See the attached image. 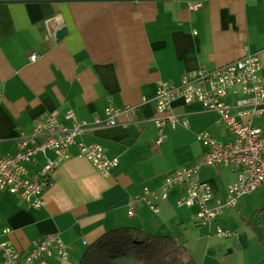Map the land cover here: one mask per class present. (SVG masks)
Wrapping results in <instances>:
<instances>
[{"label": "crops", "instance_id": "0c3cea01", "mask_svg": "<svg viewBox=\"0 0 264 264\" xmlns=\"http://www.w3.org/2000/svg\"><path fill=\"white\" fill-rule=\"evenodd\" d=\"M190 1L0 0V156L14 151L22 136H32L36 122L54 111L74 110L79 121L92 123L105 117L108 106L139 109L133 124L95 126L77 138L119 158L110 176L77 157L74 146V157L54 173L46 207L34 209L0 192V256L8 245L27 253L33 240L55 233L69 258L54 259V264H79L87 248L110 230L136 226L157 234L165 228L167 205L162 217L143 201L134 217L128 207L131 197L147 187L160 189L165 179L147 163L162 147L155 145L158 129L152 121L158 83L178 85L184 74L227 65L248 49L258 53L264 81V0H199L200 10H190ZM59 27L66 28L61 39L56 38ZM32 55L38 59L31 61ZM175 110L188 121L199 112L218 120L198 104H177ZM252 121L264 130V105ZM151 128L156 137L149 153ZM229 172L232 183L236 175ZM229 184L212 188L224 196ZM236 234L226 238L233 240L226 264H234L236 249L247 242L246 234ZM209 254L214 259L218 252ZM262 257L235 264H261Z\"/></svg>", "mask_w": 264, "mask_h": 264}, {"label": "built area", "instance_id": "2783aa9c", "mask_svg": "<svg viewBox=\"0 0 264 264\" xmlns=\"http://www.w3.org/2000/svg\"><path fill=\"white\" fill-rule=\"evenodd\" d=\"M190 10H200L202 1L189 2ZM36 61L38 55H32ZM262 62L258 53L246 50L242 58L227 65L209 69L201 67L186 73L178 85L160 81L157 88L156 115L152 121L158 129L157 147L168 142L169 130L180 125L186 129L190 123L184 114L175 110L177 104H198L204 111L218 115L217 123L224 125L231 137L221 141L206 131H200L197 139L203 144L200 162L169 173L160 190L145 188L142 195L128 200L129 215L134 217L136 204L143 201L154 213H159V203L168 193L179 188L184 196L180 206L198 207L193 220L198 226L215 225L225 211L238 206L242 197L264 186V130L253 123L263 114L264 81ZM138 107L108 106L105 117H96L92 123L79 121L74 110L63 114L54 111L36 122L32 136H22L15 150L0 156V192L26 202L31 208L47 206L53 185L54 173L63 162L72 159V148L77 146V157L90 162L103 176L108 177L119 166V158L109 156L100 144L77 143L78 136L95 126L133 124ZM125 117L120 122L119 117ZM40 158L43 159L40 167ZM225 169L236 175L224 196H217L212 186L201 180L205 169ZM215 233L225 238L237 234L231 229L217 227ZM69 258L68 247L58 234L43 235L32 242L27 253L12 246H5L0 264H54V259Z\"/></svg>", "mask_w": 264, "mask_h": 264}, {"label": "rangeland", "instance_id": "374dc122", "mask_svg": "<svg viewBox=\"0 0 264 264\" xmlns=\"http://www.w3.org/2000/svg\"><path fill=\"white\" fill-rule=\"evenodd\" d=\"M215 121L216 117L210 113L199 112L191 115L190 128L169 131L168 142L157 151H154L156 129L151 128L147 135L152 142L145 151L154 152L150 154L147 163L155 166V172L164 178L175 170L197 165L204 152L203 144L197 139L200 131H206L221 141L231 139L225 126ZM200 178L212 187H219L229 184L234 176L229 170L216 169L203 170ZM163 184L164 181L160 189ZM183 196L184 193L179 188H175L168 193L163 205L160 204L161 217L166 214L164 205H167L168 210L167 219L164 221L165 228L157 233L158 235H169L184 243L190 256L199 264H226L225 253L233 240L219 236L215 231L217 227L231 229L239 235H247V242L243 247L236 249L239 253H236L231 261L234 264L241 259L252 261L256 255L261 254L263 259L260 262L264 264V186L253 194L245 196L237 208L225 211L220 220L211 227L198 226L194 222L193 218L198 207L180 206L179 201ZM211 249L218 252L214 259H211L212 255L209 254Z\"/></svg>", "mask_w": 264, "mask_h": 264}, {"label": "trees", "instance_id": "16d2710c", "mask_svg": "<svg viewBox=\"0 0 264 264\" xmlns=\"http://www.w3.org/2000/svg\"><path fill=\"white\" fill-rule=\"evenodd\" d=\"M79 264H199L187 246L169 235L124 226L92 243Z\"/></svg>", "mask_w": 264, "mask_h": 264}, {"label": "water", "instance_id": "95a60500", "mask_svg": "<svg viewBox=\"0 0 264 264\" xmlns=\"http://www.w3.org/2000/svg\"><path fill=\"white\" fill-rule=\"evenodd\" d=\"M66 34V28L65 27H59L56 31V38L61 39Z\"/></svg>", "mask_w": 264, "mask_h": 264}]
</instances>
